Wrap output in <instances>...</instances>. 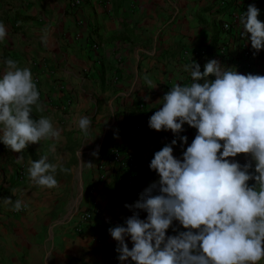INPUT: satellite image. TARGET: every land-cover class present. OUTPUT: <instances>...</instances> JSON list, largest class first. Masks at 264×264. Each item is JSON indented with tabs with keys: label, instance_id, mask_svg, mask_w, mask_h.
<instances>
[{
	"label": "crops",
	"instance_id": "crops-1",
	"mask_svg": "<svg viewBox=\"0 0 264 264\" xmlns=\"http://www.w3.org/2000/svg\"><path fill=\"white\" fill-rule=\"evenodd\" d=\"M81 1L72 8L70 0H0V22L7 30L0 41V77L9 58L29 68L44 107L39 112L33 106L32 114L50 117L61 131L58 142L29 144L23 152L0 141V264H109L108 254L118 245L109 229L125 225L137 211L141 219L147 217L146 211L126 205H134L158 181L149 167L154 153L177 139L173 155L182 159L197 134L185 123L179 134L188 137L184 144L170 130L148 125L137 132L135 124L163 106L159 101L173 85L192 82L184 67L194 61L201 72L216 59L242 74L264 75V49L252 48L242 36L243 26L221 28L229 5L247 10L255 4L264 22V0ZM85 116L91 120L88 136L75 123ZM53 143L55 152L49 150ZM111 147L137 148V177L144 184L139 193L126 192L125 183L116 180ZM43 155L58 165L56 188L37 186L29 178V161ZM230 159L243 165L250 157ZM100 164L104 179L98 177ZM91 185L100 212L78 231L74 222L88 205ZM9 197L12 204L4 202ZM17 199L24 205L20 211L13 210ZM183 230L173 221L166 234ZM126 242L133 246L130 237Z\"/></svg>",
	"mask_w": 264,
	"mask_h": 264
},
{
	"label": "clouds",
	"instance_id": "clouds-1",
	"mask_svg": "<svg viewBox=\"0 0 264 264\" xmlns=\"http://www.w3.org/2000/svg\"><path fill=\"white\" fill-rule=\"evenodd\" d=\"M259 14L260 9L250 4L239 17L242 36L257 52L264 49ZM6 36V26L0 22V41ZM4 63L0 141L15 152L44 140L58 142L61 131L50 117L32 118L33 106L39 112L44 107L31 70L10 58ZM184 70L190 72L192 82L176 83L163 95L159 101L163 106L150 116L149 127L170 130L184 144L188 137L179 134L185 123L197 134L182 159L173 155L177 139L154 153L149 167L158 181L144 189L134 205H126L146 211V219L137 211L125 225L109 229L118 241V259L131 258L134 264H260L264 261V75H245L216 59L208 61L203 72L195 61ZM75 123L89 135L88 117ZM49 150L55 152L56 144ZM240 154L250 157L243 165L230 159ZM22 161L21 155L17 163ZM57 167L43 155L30 160L27 171L35 185L51 189L58 187ZM4 202L12 204V199ZM23 206L17 199L13 210ZM173 221L185 230L168 236Z\"/></svg>",
	"mask_w": 264,
	"mask_h": 264
},
{
	"label": "built area",
	"instance_id": "built-area-1",
	"mask_svg": "<svg viewBox=\"0 0 264 264\" xmlns=\"http://www.w3.org/2000/svg\"><path fill=\"white\" fill-rule=\"evenodd\" d=\"M82 3L81 0H70L69 5L72 8L80 6ZM246 8L239 7L237 5L230 6L225 12L226 19L222 21L221 28L223 31L231 30L238 22L239 17L246 13ZM94 48H97V44L92 45ZM201 54L205 53V50H200ZM250 54L249 50L246 49L245 55L248 56ZM36 80V79H34ZM149 125V117L147 115L140 118V120L135 124L134 128L137 132H140L142 129ZM191 127V126H190ZM137 148L129 147V148H120V147H111L109 153V163L115 166L116 171V180L123 181L124 190L126 192H134L139 193L144 184H142L137 177L138 171V162H137ZM105 165H99V178H105L104 167ZM95 185H91L87 190L88 195V205L87 207L80 211L77 215V218L74 222V227L76 230L81 231L84 226L90 224L95 217L100 212V206L96 199L95 195ZM23 209V207H22ZM21 209V210H22ZM118 253L116 250H113L108 254V262L109 264H119Z\"/></svg>",
	"mask_w": 264,
	"mask_h": 264
},
{
	"label": "trees",
	"instance_id": "trees-1",
	"mask_svg": "<svg viewBox=\"0 0 264 264\" xmlns=\"http://www.w3.org/2000/svg\"><path fill=\"white\" fill-rule=\"evenodd\" d=\"M226 7H228V4L227 5H225L224 7H223V9H225ZM229 7H230V5H229ZM242 7V6H241ZM31 115H32V118L33 119H38L37 117H35L32 113H31Z\"/></svg>",
	"mask_w": 264,
	"mask_h": 264
}]
</instances>
